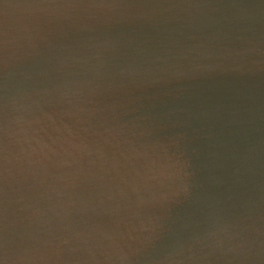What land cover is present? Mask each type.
Instances as JSON below:
<instances>
[{"label": "water", "instance_id": "1", "mask_svg": "<svg viewBox=\"0 0 264 264\" xmlns=\"http://www.w3.org/2000/svg\"><path fill=\"white\" fill-rule=\"evenodd\" d=\"M0 264H264V0H0Z\"/></svg>", "mask_w": 264, "mask_h": 264}]
</instances>
